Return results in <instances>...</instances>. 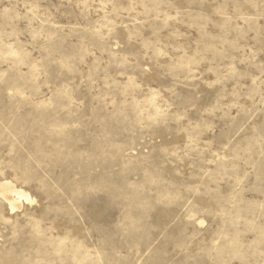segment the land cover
I'll return each mask as SVG.
<instances>
[{"label":"rangeland","instance_id":"1","mask_svg":"<svg viewBox=\"0 0 264 264\" xmlns=\"http://www.w3.org/2000/svg\"><path fill=\"white\" fill-rule=\"evenodd\" d=\"M0 184V264H264V0H0Z\"/></svg>","mask_w":264,"mask_h":264},{"label":"bare ground","instance_id":"2","mask_svg":"<svg viewBox=\"0 0 264 264\" xmlns=\"http://www.w3.org/2000/svg\"><path fill=\"white\" fill-rule=\"evenodd\" d=\"M9 184H10V182H9ZM11 185V184H10ZM10 185H8V184H6V185H3V184H0V195L2 196V198L5 200V201H7L9 204L8 205H10V209H11V211L13 212V211H15V209H19V208H21L19 205H18V202L15 200V196L17 195V197L19 196L20 198H26V199H28L29 200V196L28 195H24V193H22V190H20V192H16V191H14L13 189L15 188L13 185V187L14 188H11V186ZM15 190H17V189H15ZM13 194H16L14 197H13ZM19 197L18 198H16V199H19ZM25 201V200H24ZM23 202V201H22ZM21 202V203H22ZM20 204V203H19Z\"/></svg>","mask_w":264,"mask_h":264}]
</instances>
